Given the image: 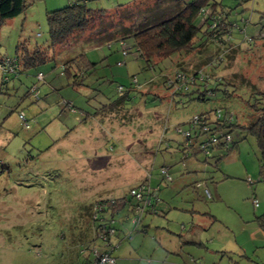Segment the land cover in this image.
<instances>
[{
	"label": "rangeland",
	"instance_id": "374dc122",
	"mask_svg": "<svg viewBox=\"0 0 264 264\" xmlns=\"http://www.w3.org/2000/svg\"><path fill=\"white\" fill-rule=\"evenodd\" d=\"M214 1L227 16L234 43L216 70L208 62L215 55L213 48L162 61L154 58L157 65L148 70L133 52L118 51L117 43L109 49L93 40L58 50L54 61L15 75L4 74L0 67V264L69 263L72 237L83 232L77 229L80 208L99 198L125 195L140 183L157 196L153 204L161 206L164 215H145L144 232L135 231L130 220L123 221L128 211H122L115 219L119 231L111 240L115 264H169L175 256L166 250L176 248L190 255L207 254L205 260L198 256L197 264H258L259 258L264 264V250L251 248L252 234L259 228L255 218L264 211V177L258 181L264 161L255 139L242 133L235 154H228L218 170L205 173L212 195L207 201L195 200L190 188L205 174H184L176 148L181 140L176 126L187 129L196 114L220 108L234 114L243 127L260 114L250 105L264 94V0ZM44 2L34 1L0 25V62L48 48L46 12L52 9ZM132 3L135 13L154 0ZM117 5L116 0L89 2L90 8L107 10ZM112 12L104 15V24L92 25L83 36L97 35L109 25L113 32L117 19L112 22ZM82 39L87 38L77 41ZM81 51L86 60L97 63L96 70L85 84L73 87L59 72L61 63ZM178 61L183 75L214 71L224 77L238 87L236 97L225 99L218 92L199 102L192 92L172 93L175 88L166 89L162 81L173 78ZM37 73L44 76L43 83ZM33 86L38 89L36 101L27 94ZM118 87L127 99L112 105L121 96ZM63 100L76 112L62 111L58 103ZM81 110L94 113V118L81 121ZM161 167L171 182L159 175ZM130 203L136 204L135 199ZM204 212L211 219L201 215ZM193 232L199 233L201 244H185L193 240ZM242 249L249 250V261L240 255Z\"/></svg>",
	"mask_w": 264,
	"mask_h": 264
},
{
	"label": "trees",
	"instance_id": "16d2710c",
	"mask_svg": "<svg viewBox=\"0 0 264 264\" xmlns=\"http://www.w3.org/2000/svg\"><path fill=\"white\" fill-rule=\"evenodd\" d=\"M34 1L38 0H0V25L21 15ZM90 1L95 0H73L61 9L46 12L48 48L45 50L36 48L33 53H25L21 58L8 59L13 61L15 68L11 73L6 71L3 73L15 75L23 68L29 69L44 65L55 60L58 50L67 51L69 48H76L77 45L82 47L84 43L92 42L88 40H93L98 47L107 46L109 49L112 44L117 43L118 51L124 55L133 52L137 59L143 61L148 70L154 69L157 65L153 63L154 58L162 61L178 53H190L194 50L199 51V49L202 53L213 48L215 55L211 56L208 62H210L209 67L216 70L223 64L224 51H228V48L234 45L230 41L231 33L227 16L214 0H154L151 6L135 13L131 11L133 5L129 3L107 10L90 8ZM138 1L140 0H134L132 4ZM109 11L114 13L112 22L117 19V24L113 25V32L109 31V25L107 29L99 30L97 35L91 36L93 38L83 36L92 25L104 24V15ZM80 37L87 39L78 42L77 39ZM77 58H80L79 63H77ZM77 58L61 63L59 72V75L70 81L73 87L85 84L88 76L96 70L97 65V63L86 60L83 52L79 53ZM3 62L4 60L0 64ZM179 63L182 64L180 61L176 62L177 68L173 73V78L165 77L162 81L166 89L175 88L172 93L192 92L196 94L199 102L206 100L208 95L218 92L225 99L236 97L235 92L238 87L226 81L224 77H217L214 71L210 73H198V71L194 73L193 71L183 75L185 70L179 66ZM76 66H78L77 70ZM38 74L41 73H37L36 76ZM43 78L41 80L37 78V81L43 83ZM153 83L154 81L149 82V84ZM132 85H134L133 82ZM27 94L32 95L35 101L39 99L38 89L35 86L30 88ZM120 94L121 96L112 105H119L127 99L122 92ZM252 103L254 104L250 105V108L255 107L260 114L248 127L241 126L234 114L220 108L204 114H196L194 119L189 120L187 129L176 126L175 132L181 137L176 148L182 155L184 174L203 175L208 173L209 169L218 170L219 163L237 148L239 136L242 133L255 139L261 160L264 161V94H258ZM58 104L62 111L76 112L69 102L63 100ZM217 111L220 114L219 117H216ZM93 116L94 113L90 114L81 110L78 118L86 121L89 117L94 118ZM226 136L230 137V141L226 140ZM166 148H169L168 144ZM162 169L167 174V169L161 167L159 175L163 180L171 182L170 177L166 178L161 172ZM205 175L190 184L192 192L196 195L195 200L205 199L204 192L207 190L206 180H208ZM263 177L264 165L261 166L259 181H262ZM143 185L142 198L137 200L130 194V191L141 188ZM132 189L125 195L99 198L87 207L80 208L78 211L80 226L77 225V229H83V232L73 235L68 248L71 258L67 264H96V259L102 255L112 257L114 245L111 240L119 231L115 226V219L118 215L122 216L121 213L126 208L128 213L121 219L130 220L132 225L134 224V230L138 224L140 225L145 210L152 211L153 201L158 199L144 183ZM131 199H135L136 204L130 203ZM147 201L149 204H146ZM134 219L135 222H133ZM123 239H127V236Z\"/></svg>",
	"mask_w": 264,
	"mask_h": 264
},
{
	"label": "crops",
	"instance_id": "0c3cea01",
	"mask_svg": "<svg viewBox=\"0 0 264 264\" xmlns=\"http://www.w3.org/2000/svg\"><path fill=\"white\" fill-rule=\"evenodd\" d=\"M133 1L134 0H116V2H118V5H123V4H128V3L130 4ZM68 2H69V0H45L44 3H45V8H48L50 6L52 10L53 9L56 10L58 8H61V6L62 7L65 6L66 4H68ZM229 154L230 155L231 154H235V152L232 151ZM235 160H236V158H235ZM247 178H248V176L246 177V181H247ZM208 194H209L208 197L205 196L204 201H207V198L211 199L212 195L210 194L209 191H208ZM152 209H153L152 211L145 210V212L143 213V215L141 217V223H140V225L139 224L137 225L138 227L136 228V230H138V228H141L140 230H142L144 232H147V230L145 229L146 227H144L143 224H142L143 218H144L145 215H146V217H145L146 219H147V216H150L152 214H154V215H156V214L164 215V213H163L164 211L162 210L161 206L154 205V207ZM201 215L206 216L207 219H211V215L208 212H204ZM255 219H256V222H257V225H258L259 228L256 229L254 231V233L252 234L255 239L252 237L253 242L251 243L252 244L251 248H252V251H254V249H259V248H262L264 250V223H263L264 222V211H263V213L260 216H257ZM196 227H198L199 229H203L204 228V227H201V226H196ZM182 230H185V228L182 227ZM192 234H193L194 237H190V238H192L193 240H191V241H189L188 243H185V244H189V245L197 244V243L201 244L200 243V235H199V233L193 232ZM182 250H183L182 248L181 249H177L176 248V251H172V252H170L169 249L166 250V252L168 254L170 253V254L175 256V259L173 261H170L169 264H190V263L191 264H197L198 263L197 259H199L198 256H200L202 260H205V257L207 255V254H204V253H202V254L196 253L197 255L196 254H194V255L191 254L190 255L188 253L183 252ZM113 252L114 251H112V253ZM240 252H241L240 255L247 259V255L249 253V250L242 249V250H240ZM112 257H113V254H112ZM183 257H185V258H183ZM247 260L249 261V259H247ZM250 262L252 263V261H250ZM115 263H116V260H115ZM259 263H261L260 262V258L258 260V264Z\"/></svg>",
	"mask_w": 264,
	"mask_h": 264
},
{
	"label": "built area",
	"instance_id": "2783aa9c",
	"mask_svg": "<svg viewBox=\"0 0 264 264\" xmlns=\"http://www.w3.org/2000/svg\"><path fill=\"white\" fill-rule=\"evenodd\" d=\"M261 36L264 37V33H262ZM0 67L2 68L3 71L10 72V73L12 72V69L15 68L14 65H13V61H11V60H7V59L4 60V62H3L2 64H0ZM37 78H38L39 80H41V79L43 78L42 74H38ZM184 79H185V77H184ZM118 90H119L120 92H122V91H121V90H122L121 87H119ZM34 97H36V94H34ZM219 115H220V114H219V112L217 111V112H216V117H219ZM19 118H20L21 120H23V115H20ZM194 118H195V117H194ZM194 118H193V119H194ZM226 140H227V141H230V137H229V136H226ZM213 141H214V140H213ZM161 172L165 174L166 178H168V175L165 173V170H164V169H162ZM247 182L251 183V179H250L249 177L247 178ZM143 188H144V185H143V187H141V188H138V189H137V188H136V189H132V190L130 191V194H131L135 199H137V200H141V198H142V189H143ZM204 194H205V196H207V197H208V195H209L207 190H205ZM146 204H149V201H147ZM252 204L254 205V207H257V202H256L255 200H253ZM133 222H135V219L133 220ZM96 261H97L96 264H114V263H115V260H114L112 257H110L109 255H102V256H100L99 258H97Z\"/></svg>",
	"mask_w": 264,
	"mask_h": 264
}]
</instances>
